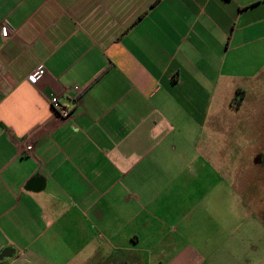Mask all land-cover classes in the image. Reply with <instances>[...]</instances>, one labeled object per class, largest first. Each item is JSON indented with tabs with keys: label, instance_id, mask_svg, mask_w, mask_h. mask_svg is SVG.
<instances>
[{
	"label": "crops",
	"instance_id": "obj_1",
	"mask_svg": "<svg viewBox=\"0 0 264 264\" xmlns=\"http://www.w3.org/2000/svg\"><path fill=\"white\" fill-rule=\"evenodd\" d=\"M3 24L0 264H132L115 226L148 216L171 234L154 264H264V220L212 201L196 151L264 106V0H0Z\"/></svg>",
	"mask_w": 264,
	"mask_h": 264
},
{
	"label": "rangeland",
	"instance_id": "obj_2",
	"mask_svg": "<svg viewBox=\"0 0 264 264\" xmlns=\"http://www.w3.org/2000/svg\"><path fill=\"white\" fill-rule=\"evenodd\" d=\"M248 104L249 103H247V107H251ZM230 114L234 115L235 113L230 112ZM252 114L257 118L254 120L247 118L248 120L245 122H241L242 120L233 121L229 125L233 129L227 138L222 139V143L219 142V138L216 135H213L210 144L203 145L201 148L197 146L196 151L205 155L206 158L211 157L210 159L207 158L205 162L208 166L207 168H211L216 172L222 171V175L213 178V180L220 178L225 183L221 184L217 192L212 193V201L222 202V205L226 204L229 209L235 208L236 204L243 202L246 205V215H255L264 220V106H257ZM254 159H257L255 163L253 162L255 161ZM216 174L218 175V173ZM253 174L254 177H250ZM236 179L238 184L239 179H249V181L258 180V182H253V184L248 187L250 190L242 194L239 188H236V190L231 188V186L236 183ZM183 191L180 190V192H176L178 201L173 200L174 202L182 203L185 202L186 199H189L187 189ZM214 191L213 189V192ZM153 195L154 190L148 193V197H152ZM170 211L171 210H164L162 214ZM181 211H184V209H181L180 212ZM143 222H145V224H119L115 226L116 229H118V231L116 230L117 233H136L139 235V240L133 237L125 241L127 244L132 247H139L143 250L144 248L146 249L144 251H139L141 254L139 256L141 257H138L137 253H132V264H154V262H157L161 259L158 258V255L163 254V252L158 249L159 246H163L166 243L165 240L170 239L171 236L170 232L165 231L167 226L155 224L156 220L154 219L152 221L150 216ZM172 226L173 225L170 224V227ZM260 245L258 258L262 261V259H264V229L260 231ZM230 250L233 251V256L230 258L225 257L224 264H237L239 262L238 252L235 248H229V253ZM162 259H167V257ZM120 261L121 258H117V264H120Z\"/></svg>",
	"mask_w": 264,
	"mask_h": 264
},
{
	"label": "built area",
	"instance_id": "obj_3",
	"mask_svg": "<svg viewBox=\"0 0 264 264\" xmlns=\"http://www.w3.org/2000/svg\"><path fill=\"white\" fill-rule=\"evenodd\" d=\"M8 32V26L6 24H3L0 26V33L2 36L6 37ZM42 68H37L31 75L30 80L31 81H37L41 75H42ZM50 104L53 108V110L63 119H66L71 116L70 109L67 107H63L59 104L58 98L56 96H53L50 99ZM25 151L28 153V155H32L33 153V147L30 144H27L25 146Z\"/></svg>",
	"mask_w": 264,
	"mask_h": 264
},
{
	"label": "trees",
	"instance_id": "obj_4",
	"mask_svg": "<svg viewBox=\"0 0 264 264\" xmlns=\"http://www.w3.org/2000/svg\"><path fill=\"white\" fill-rule=\"evenodd\" d=\"M242 100V94L240 93V91L237 89L235 96L233 97V104L235 106H238L241 103Z\"/></svg>",
	"mask_w": 264,
	"mask_h": 264
}]
</instances>
